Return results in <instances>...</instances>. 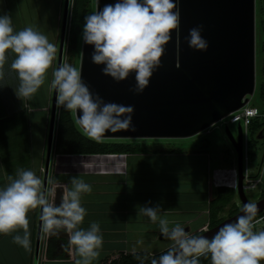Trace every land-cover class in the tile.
Returning <instances> with one entry per match:
<instances>
[{"label": "clouds", "instance_id": "1", "mask_svg": "<svg viewBox=\"0 0 264 264\" xmlns=\"http://www.w3.org/2000/svg\"><path fill=\"white\" fill-rule=\"evenodd\" d=\"M98 2V0H97ZM177 0H115L85 16L82 40L91 44V60L102 64L101 71L120 81L135 73L133 91L142 92L150 77L161 64V55L172 30L180 23ZM202 26L188 29L185 40L194 49L206 50L208 41L201 35ZM6 50L15 53L9 67L15 70L20 98H30L44 83L45 73L53 62L55 45L32 26L14 30L11 16L0 13V80L7 59ZM50 87L56 90L55 103L77 113L76 123L91 139L100 142L106 130L128 129L132 125V105L106 101L90 90L80 70L70 63L53 69ZM0 186V234L23 229L12 236L26 250L30 247L27 212L41 207V228L45 234L57 235L63 230L77 256L75 264H91L99 255L103 235L98 221L87 228L80 227L86 209L81 198L92 187L76 176L71 187L53 182L54 187L42 189L40 177L32 169H17L15 177ZM55 187L62 188L59 203L55 202ZM254 187V185H253ZM159 204L143 205V214L158 223L160 232L170 241L166 251L151 260V264H200L199 257H209L211 264H261L264 259V229L254 230L257 203L247 201L240 206L241 215L223 223L211 236L190 234L176 223L159 214ZM139 242V241H138ZM140 264L144 261L137 256Z\"/></svg>", "mask_w": 264, "mask_h": 264}, {"label": "crops", "instance_id": "2", "mask_svg": "<svg viewBox=\"0 0 264 264\" xmlns=\"http://www.w3.org/2000/svg\"><path fill=\"white\" fill-rule=\"evenodd\" d=\"M31 1L0 0V13L11 16L14 30L24 28V14L31 12H22L19 3L28 6ZM34 27L37 30L39 26L35 23ZM14 56L15 53L6 50L4 76L0 80V186L9 182V176L15 177L17 169H32L38 175L45 148L47 74L44 83L30 98L18 97L14 90L19 83L18 77L9 67ZM256 135L258 144L264 143V131L259 130ZM177 146L181 151L57 153L51 157L52 183L58 181L70 188L71 177L76 176L92 187V191L81 198L86 214L80 227L87 228L91 221H98L103 244L91 264H100L104 257L120 249L148 251L153 255L168 248L170 241L160 232L158 223L137 213L139 207L146 204L161 206L159 214L168 219L169 228L180 223L188 226L187 232L192 234L208 227L209 200L216 193L213 190L216 167L205 145L189 147L191 145L184 143ZM263 158L264 153L258 164L260 168L264 166L260 164ZM26 215L29 249L12 239L17 232L22 234L23 229L0 234V264L34 263L40 206L29 209ZM49 237L54 255H46L44 264H75L77 256L69 245L68 236Z\"/></svg>", "mask_w": 264, "mask_h": 264}, {"label": "water", "instance_id": "3", "mask_svg": "<svg viewBox=\"0 0 264 264\" xmlns=\"http://www.w3.org/2000/svg\"><path fill=\"white\" fill-rule=\"evenodd\" d=\"M115 0H96V9ZM180 23L172 30L161 55V64L142 92L133 91L135 73L120 81L101 71L93 63V46L82 41L80 72L90 90L106 101L132 105V125L128 129L106 130L103 138L188 137L220 121L249 101L256 87L255 73V0H177ZM69 0H64L57 66L63 63ZM193 26H202L201 35L208 41L206 50L188 45L185 36ZM53 88L51 114L42 189L48 188L49 166L54 145L58 106ZM79 111L75 113L76 119ZM234 134L224 121L223 128L237 152L236 193L241 205L257 203V213L264 210V196L251 200L244 189V131L239 121ZM55 187V202L61 199ZM239 209L197 235L211 237L218 227L241 215ZM41 207L34 263L37 264L41 233ZM185 231L189 230L184 226ZM58 234L68 236L63 230ZM166 251V250H165ZM159 256V255H158ZM155 256L153 258H156ZM151 258L144 264H151Z\"/></svg>", "mask_w": 264, "mask_h": 264}, {"label": "rangeland", "instance_id": "4", "mask_svg": "<svg viewBox=\"0 0 264 264\" xmlns=\"http://www.w3.org/2000/svg\"><path fill=\"white\" fill-rule=\"evenodd\" d=\"M73 0H69V14L67 19V26L65 32V41H64V50H63V63H70L80 68V60L82 54V30L83 24L79 32V37L76 44H72L70 37V19H71V10H72ZM31 5V6H30ZM20 10L22 12L31 11L30 13L24 14V23L23 27L32 26L38 24V31L44 33L50 42L55 45V56L53 58L52 64L49 66L45 76L47 74L48 78V99L47 104L45 105V110L47 112V122L45 130V140H44V152L42 160L38 166L39 177L41 179V187L43 186V175L45 169V159H46V149H47V137L49 130L50 114H51V103L53 97V88L50 87V81L53 78V69L57 66V57L59 50L62 18H63V8L64 0H32L31 3L27 6L26 3H19ZM86 14L91 11L96 10V0H88L87 5L84 8ZM32 13V14H31ZM264 0H255V36H256V57H255V73H256V87L253 94L250 95L249 104L263 106L264 99L260 94V85L264 81ZM35 28V27H34ZM228 119V117H226ZM224 120L217 121L207 128L201 130L200 132L188 136V137H133L128 138L127 140L137 141L145 140L149 142L148 144L151 147L159 148H168L176 147L177 145L186 143L191 145L189 147L205 145L209 149L210 159L212 161L214 168V188L216 190L217 184H228L236 186L237 183V152L228 138L222 123ZM229 128L234 134L237 133L236 127L233 123H227ZM244 159L248 163V175L251 179V182L255 183L254 187L245 189L247 196L251 200H257L262 197V192L264 190V166L263 168L259 167V162L264 153V143H259L257 146L252 147L248 142V132L244 137ZM178 147V146H177ZM52 156L54 153L52 152ZM51 156V157H52ZM52 161V159H51ZM260 164H263L262 162ZM264 165V164H263ZM52 163L49 168V181L48 188H53L52 183ZM232 202L240 207L241 200L239 199L237 193L233 200L225 206V208L220 212L222 217H227L230 215V209ZM264 225V221H263ZM116 252L112 253L115 254ZM102 264V262L100 263ZM261 264H264V261L261 260Z\"/></svg>", "mask_w": 264, "mask_h": 264}, {"label": "trees", "instance_id": "5", "mask_svg": "<svg viewBox=\"0 0 264 264\" xmlns=\"http://www.w3.org/2000/svg\"><path fill=\"white\" fill-rule=\"evenodd\" d=\"M88 0H73L71 19H70V41L72 44H76L82 23L85 22V16L87 15L84 8L87 5ZM264 28V20H263ZM264 49V42H263ZM260 94L264 99V81L260 85ZM255 105V104H254ZM258 106V105H257ZM261 111H264L263 106H258ZM75 113L64 109L62 106H58V112L55 124V135H54V145L53 153H79V154H93V153H135V152H159V151H181L179 147H168L159 148L151 147L146 142H134L130 140H124L121 138H103L100 142H97L90 137H88L81 126L76 123ZM259 130L264 131V116H256L251 119L248 126V142L252 147H255L259 139L257 138V132ZM264 182V176H263ZM215 195L209 200V220L208 226L212 227L221 221L224 217L220 215V212L229 204L236 195L235 188L228 184H219L216 186ZM264 196V190L262 195ZM239 209L236 202H232L230 209V215L235 213ZM264 210L258 212L256 217L261 215ZM255 217V218H256ZM197 231L192 234H198ZM51 243L52 238L49 237L48 244L46 248V255H54L51 253ZM167 250V249H165ZM163 250V251H165ZM161 251V252H163ZM161 252L151 255L148 251H125L120 249L117 251L118 255L111 258L108 262L110 256H106L102 259V264H140V260L137 259L139 256L145 262L151 258L158 256ZM200 264H211L210 256L199 257ZM264 261V259H262Z\"/></svg>", "mask_w": 264, "mask_h": 264}, {"label": "built area", "instance_id": "6", "mask_svg": "<svg viewBox=\"0 0 264 264\" xmlns=\"http://www.w3.org/2000/svg\"><path fill=\"white\" fill-rule=\"evenodd\" d=\"M260 115L264 116V111H261L257 105L249 104V101H248L247 103H245L238 109L232 111L231 113L223 117L222 120H224L226 123H234L236 121H239L243 128L244 137H245L247 135L248 126L250 124L251 119L256 116H260ZM226 117H228V119H226ZM244 143H245V139H244ZM263 164H264V158H263ZM247 166H248L247 160L245 162V159H244V180H243L244 189H249L253 187V185L255 184L251 182V179L249 178V175H248L249 172H248ZM233 187L235 188V191H236L237 183H236V186H233ZM254 220L259 221V223L254 224V230L264 229V225H263L264 212L261 215L257 216L256 218H254ZM48 236L49 234H45L41 228L37 264H44V260H46V248H47V243H48L47 242ZM117 255H118L117 252L115 254H111L110 257L108 258V262L111 260V258Z\"/></svg>", "mask_w": 264, "mask_h": 264}]
</instances>
